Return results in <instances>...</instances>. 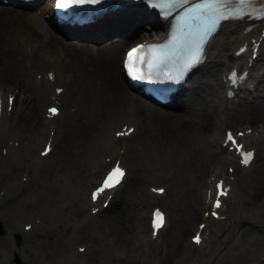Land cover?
Returning <instances> with one entry per match:
<instances>
[{
	"label": "bare ground",
	"instance_id": "bare-ground-1",
	"mask_svg": "<svg viewBox=\"0 0 264 264\" xmlns=\"http://www.w3.org/2000/svg\"><path fill=\"white\" fill-rule=\"evenodd\" d=\"M116 16L122 26L124 23L129 24L123 32L129 31V37H132V32L139 31L138 27L141 25L144 27L143 24L148 23L151 15L135 6L129 12H117ZM30 18L31 25H38V17ZM22 19L23 17H20L21 28L9 25L0 32V77L12 79L17 84L1 85L10 87L11 91L16 89L15 108L19 110L15 117L4 120L0 127V136L12 133V139H19V145L25 141L34 143L40 134L44 133L45 125L48 126L52 121L46 120L43 117L45 114H40V105L38 106V101L51 99V93L41 87L49 85L42 70V62L36 61L35 65H30L27 73L28 67L23 61L25 58L35 61L37 57L41 60V57L50 55L52 60L49 65L53 66L58 62L63 64L62 68L54 73L52 81L59 82L56 86L61 84L64 87L62 93L54 96L60 99L58 103L62 107V113L59 111L56 116H61L54 119L56 125L52 136V150L56 149L58 168L67 170L76 185L82 184L86 177L96 176L95 173L107 165L102 159L96 160L94 149L99 147L101 153L106 151L110 154L113 146L117 145L119 140L125 139L123 136H113V131L119 130V126L124 122L112 123L115 118L113 116L117 117V111L125 115L122 117L126 118H121L122 120L127 119L135 125L134 132L127 136L129 141L123 143V146L118 144V148H114L111 153L115 157L119 154V159L127 165L125 187L120 191L119 186L117 187L108 203V206L112 205L110 210L105 212L107 206L96 213L94 219L98 229L106 235L121 237L122 241L132 234L134 238H131L129 244L134 249H129L134 252L140 250L145 255L146 262L155 253L154 260L165 264V254L177 251L183 260L194 259L197 264H210L215 259V264H246L249 258H257L264 252V240L244 238L246 228L264 229V97L261 102H247L246 97V101L239 100L241 105L238 107L222 108L220 105L223 103L218 101V94L209 87L208 80L210 77L217 78L216 71L234 58L231 52L233 53L238 45H247L252 37L258 40L256 37L260 35L259 31L243 32V27L248 24L244 21L221 24L208 44L202 66L195 72L197 77L175 95L171 106L173 110L159 111L148 107L133 93L128 92L118 76V59L113 52V45L120 49L129 38L117 37L113 43L104 42L101 47H90L88 43L69 47L45 33L39 36L38 30H32L28 22ZM166 23L167 21H159L157 25L165 27ZM118 25L111 23L114 29ZM16 33L22 36L24 46L31 41L36 44L26 50L21 41L13 38ZM40 48L41 53H37ZM258 50L260 54L256 62L262 65L264 36L260 38ZM244 57L247 58L245 53L235 59L242 61ZM33 71L43 73L39 81L31 77ZM201 77L205 80H201ZM258 79L264 81L263 74ZM28 89L31 93L26 92ZM258 95H261L260 91L257 92ZM128 115L132 118H127ZM257 121L260 122L259 125L255 124ZM232 123L252 125L253 133L246 134L240 140H243L246 146L256 148L255 162L258 157H262L254 170L251 168L255 163L251 167H240L233 151L228 152L220 145L224 128ZM104 125L107 129L116 127L112 129V134L108 133L107 137L104 135L102 139L100 130ZM222 126L225 127L221 130ZM102 142L105 147L101 145ZM12 149L14 148L9 147L7 153ZM223 164L231 166L232 172L228 173L225 168L223 170ZM152 167L154 169L151 173ZM208 174L209 177H221L224 183L231 185L229 191L232 190L235 194L238 190V193L232 200L227 196L222 199L223 207L218 212L223 217L218 222L211 225L212 222L207 221V226L212 229L211 237L207 240V246L211 249L201 250L188 246L183 235H186L184 233L192 228V223L200 218L199 208L204 206L202 190L203 186H206L204 178ZM231 175L232 181L229 180ZM148 178H161L165 182L162 195L156 196L142 188V183ZM160 200L168 209L164 225L166 229L160 234L159 240L154 242L143 237L147 228L142 209L148 204H158ZM87 204L85 196L79 198L81 208L84 209ZM114 204L115 207L112 208ZM230 219L235 222L230 231L231 236L212 238L220 229H228L227 223ZM6 242V249L11 251L9 243ZM154 243L164 245L163 254L153 251L156 246ZM0 264H10L9 257H2L0 253ZM257 264H264V259L258 260Z\"/></svg>",
	"mask_w": 264,
	"mask_h": 264
},
{
	"label": "rangeland",
	"instance_id": "rangeland-1",
	"mask_svg": "<svg viewBox=\"0 0 264 264\" xmlns=\"http://www.w3.org/2000/svg\"><path fill=\"white\" fill-rule=\"evenodd\" d=\"M26 71L28 73L27 68ZM1 83L17 85L12 79L4 77H0ZM26 92L31 93V90L28 89ZM13 106H16L14 102ZM78 112L79 110L77 109L76 113ZM233 124L230 125L232 126ZM105 125L101 127L100 135L103 131L107 132L108 130L104 128ZM104 135L107 137L108 134H102V139ZM12 137V133L4 135V137L0 136L2 138L0 139V145L5 143L8 145V148L12 147V139H10ZM7 138L9 140L6 143L5 140ZM41 139L42 137H39L34 143L25 141L24 144H18V146L12 147L14 149L12 151L10 150L4 158L0 159V193L4 191V195L3 193L0 194V220L3 229V233L0 234V253L2 257L3 255L4 257H9L10 264H16V262L20 264H61L59 263V259L71 250L76 243L81 242L86 244L88 248V254L81 264H163L154 260L155 253L146 262L145 255L138 248L137 252L132 251L131 249L134 248L129 244L131 238H134L132 234L126 240L122 241L121 237L106 235L98 229L95 225L96 220L94 219L96 216L91 217V219L87 218L84 221L82 212L79 210V208L81 210L83 209L79 206V198L85 196L84 190H87L90 185L88 182L93 177H86L82 184L76 185L67 170L58 168L59 165L57 164L55 148L45 158L34 160L35 151H37ZM101 145L105 147L104 142ZM96 151L95 155L97 157V154L101 152V148L98 147ZM261 160L262 157H258L251 169H256ZM153 169L154 167H152L151 173ZM24 173L27 174V178L22 181L20 176ZM125 181L118 187L119 191L124 189ZM146 184L143 182L142 188H145ZM237 193L238 190L231 200L236 197ZM75 197L77 202L75 201ZM157 203L165 208L161 200ZM149 205L151 204L146 205V207ZM111 206H108L109 209L106 208L105 212L110 210ZM114 207L115 204L112 208ZM147 210L146 208L144 210L142 209L146 213ZM165 210L168 213V209L165 208ZM253 211L255 212V207H253ZM27 221L32 222V228L27 232H22V235L18 237V242H15V233H13L12 229L17 231L18 228L20 231L21 224ZM230 224H232L231 227L224 230L223 233H220L217 238L222 239L223 237L229 238L231 236L232 232L230 231H232L231 228L235 225V222L230 219L227 225L229 226ZM165 229L166 226H164L161 233ZM263 232L264 229H258L257 227L246 228L244 238L247 240L257 238L258 241H262L264 240ZM189 233L190 229L184 233L186 235H183L184 242L187 244ZM6 241L9 243L11 251L6 249L8 247L4 243ZM3 244L5 247L2 246ZM154 244L156 246L153 251H158L160 255L163 254L165 250L164 245ZM207 245L208 243L206 242L205 246L207 247ZM121 247L124 248V251L129 247L131 248L125 259L126 261L124 259L111 261L109 258L110 252L115 249L119 250ZM120 252H123V250ZM166 258L167 261L165 264H197V260L195 261L194 259L191 260L192 262L183 260L177 251L167 252L165 254ZM252 259L255 258H249L246 264L251 262ZM215 262L216 259L211 261L210 264H215Z\"/></svg>",
	"mask_w": 264,
	"mask_h": 264
},
{
	"label": "snow or ice",
	"instance_id": "snow-or-ice-1",
	"mask_svg": "<svg viewBox=\"0 0 264 264\" xmlns=\"http://www.w3.org/2000/svg\"><path fill=\"white\" fill-rule=\"evenodd\" d=\"M103 0H56L55 7L58 10H68L79 7H95L100 5ZM146 3L149 4L150 7H154L156 9L162 10L163 15H171V9L177 6H183L185 0H145ZM212 8L216 14L211 15V17L207 20L201 19L199 16H194L193 19L198 21L199 23V31H198V39L195 42L188 41L191 45L190 54L179 64H176L171 71L166 70L167 65L173 61L172 53L169 49L173 48V45L176 44V37H173L171 41L167 44H141L133 47L126 54V71L129 73L130 78L136 81H146L149 84L156 83L160 78L170 80V81H180L184 73L193 67L198 61H200V52L201 46L205 43L208 36L214 31L217 26V23L221 19H226L227 16L232 15V13H222L219 9H217L214 5H198L195 8L189 9L188 12L184 13L183 16L180 17V22L183 23L186 17L189 16L190 13H198L201 9ZM48 79H53V74L48 73ZM63 91L62 88H57V94ZM229 95H232L229 93ZM12 97H9L8 104L9 110H11L12 105ZM49 112L52 115L57 114V109L52 107L49 109ZM131 130L118 133V135H130ZM238 136H243L244 133H237ZM229 151L235 150L241 158V164L243 166H248L254 159V153L252 151L244 150V146L237 142L235 136L231 131L226 133L225 139V147L228 148ZM51 149H45L42 152V155H48V152ZM232 171V169H229ZM126 175L125 170L120 166L119 162H116V165L107 173V175L99 182L98 186L91 193V200L93 204L96 203L105 193L110 192L112 189L116 188L121 184L124 177ZM154 192L163 193V189H153ZM228 195V189L223 184V182L218 183L216 185V198L213 203L214 209H220L222 206L221 197ZM104 207L108 206V200L103 201ZM99 209L93 207L92 212L96 213ZM208 215V213H205ZM211 215L220 219L219 214L216 211H212ZM165 218L163 213L160 210H156L152 216V235L155 237L159 234L160 230L164 227ZM200 227L203 229L204 225L201 224ZM192 241L194 244H201V236L196 234L192 237ZM81 252L85 250L83 248L80 249Z\"/></svg>",
	"mask_w": 264,
	"mask_h": 264
}]
</instances>
